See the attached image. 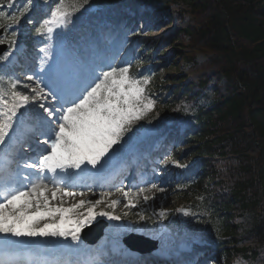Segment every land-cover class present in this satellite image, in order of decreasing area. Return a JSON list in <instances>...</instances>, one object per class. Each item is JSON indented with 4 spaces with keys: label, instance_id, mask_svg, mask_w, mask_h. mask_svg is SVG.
Returning <instances> with one entry per match:
<instances>
[{
    "label": "trees",
    "instance_id": "obj_1",
    "mask_svg": "<svg viewBox=\"0 0 264 264\" xmlns=\"http://www.w3.org/2000/svg\"><path fill=\"white\" fill-rule=\"evenodd\" d=\"M58 2L18 0L11 9L0 4V14H6L0 27L6 26L9 38L22 43L30 56L49 61L47 50L62 41L60 67L76 69L80 61L77 72L59 69L57 83H73L97 65L99 27L119 30L120 41L122 32H130L125 26L167 28L163 35L138 42L150 48L149 59L162 46H171V53L160 56L167 61L162 65L183 58L193 62L164 79L166 108L156 127L161 134L180 132V147H187L181 154L195 163L167 173L182 203L165 222L177 233L206 238L213 247L219 237H231L223 248L227 263L264 264V0H67L70 9L78 10L56 28L60 37L53 40L57 36L49 38L37 29ZM198 51L206 57L201 63L194 61ZM208 89L210 104L188 113L184 102H199ZM247 214L254 215V225L242 231L239 222Z\"/></svg>",
    "mask_w": 264,
    "mask_h": 264
},
{
    "label": "snow or ice",
    "instance_id": "obj_2",
    "mask_svg": "<svg viewBox=\"0 0 264 264\" xmlns=\"http://www.w3.org/2000/svg\"><path fill=\"white\" fill-rule=\"evenodd\" d=\"M77 10L78 7L70 9L67 0H59L51 18L46 20L37 31L40 34L53 33L56 27L65 26L68 17ZM5 15L0 14V19ZM20 15L23 13L21 12ZM9 19L13 23L18 22V17ZM96 79L98 82H94V86L86 88L75 100L65 101L68 106H61L58 111L46 107L44 103L39 104L49 117H55L59 123L50 130L47 154L40 158L38 164L30 167H39L56 173L58 169L64 170L68 167L79 169L85 163L96 166L113 145L121 140L127 131V126L155 106V101L146 93V86L150 81L147 78L141 80L131 75L130 67L111 68ZM19 83V81L10 83L8 92L0 90V106L3 108L0 112L2 117L0 142H3L12 127L13 117L22 107L35 102L37 97L44 100L50 95L53 101L58 99L52 93L45 94L39 87L33 89L34 95H25L17 91ZM45 191H47L45 186L33 184L27 191H15L5 197L3 202H0V233L29 237L71 236L73 240H78L81 230L91 224L97 215L116 220L121 218L112 216L109 212H96L95 206L101 204L102 199L95 201L86 214L75 212V209L84 205L83 200L71 207H51L48 197L43 195ZM64 194L74 195L67 191H64ZM56 195V191L52 192L53 198ZM124 195L128 196V193ZM149 198L144 197L145 200ZM117 203L118 201L113 200L111 205ZM129 203L131 204V200ZM183 211L187 214V210ZM160 215L164 216L165 213L161 211ZM141 219L144 217L141 216ZM41 221L50 222H45L41 226Z\"/></svg>",
    "mask_w": 264,
    "mask_h": 264
},
{
    "label": "rangeland",
    "instance_id": "obj_3",
    "mask_svg": "<svg viewBox=\"0 0 264 264\" xmlns=\"http://www.w3.org/2000/svg\"><path fill=\"white\" fill-rule=\"evenodd\" d=\"M173 28V26H170ZM166 29H162L160 31H153L145 33L144 35L148 37H157L161 34L166 33ZM169 48L168 50H170ZM163 51V52H162ZM161 53L168 52L167 49L164 51L162 50ZM205 55L198 51L195 54L194 61L197 63H201L205 61ZM158 63L163 62V60L157 61ZM148 63V62H147ZM147 63H144L148 65ZM193 62L191 60H187L185 58L181 59L177 66H169L168 69H162L160 71V74L157 78H152V84H154V80L157 82L155 85H153V88H149L147 84L146 86V93L148 96L151 97L152 100L155 101L154 108L147 112L145 115H143L140 119L133 121L130 125L127 126V131L124 133L121 140L113 145V147L109 150V152L106 154L104 158L100 161V166H105L107 163H110L112 160V153L115 150H118L122 147H124L126 144H133L134 141L137 139L135 135L143 126H148L149 124L157 121L156 118L161 117V113L166 108L165 104L162 103L159 99L160 97L157 95H160V84H162L163 80L166 76L170 74L179 73L183 70H185L187 67L192 65ZM130 68V74L131 70ZM143 80V79H141ZM151 81V79H148ZM10 98V97H8ZM213 100V95L210 91L205 92V96L201 98L199 102H188L186 101L184 104L186 106V109L189 112H195L199 106H205L207 104H210V102ZM49 107H52L54 110H59L61 107L57 105L56 102L48 103ZM66 107V106H64ZM59 121L55 122V125L58 126ZM29 125L25 124L23 121H18L15 117H13V123L12 127L8 130L9 136L6 137L7 140L10 139V134L15 137H22L26 134L27 130L30 129ZM151 129V128H150ZM137 136V135H136ZM45 145L49 146V140L44 142ZM176 154V151L174 152ZM173 163H176L177 167H185L187 165H191L193 163L192 159L190 157H181L180 159H176V162L173 160ZM75 169L73 167H68L63 170V175L66 177L64 178L62 184L57 185L59 188L54 189L55 184L57 182L51 180L50 178H46L45 176L41 175L39 176V183L37 185H42L47 188V191L44 192V196H47L49 199V206L56 207V206H62V207H71L74 204H78L80 201H85L84 205H82L80 208L75 209V212L77 213H87V210L89 207H92L97 200L102 199V203L95 206L96 212H109L112 216H122V220H127V223H131L128 218H132V216L136 217V226H142L138 227L141 230L144 229V226L147 227L151 225V229L154 232H157L159 230V226L164 225V221L166 219V215L170 213L171 211L175 210L181 205V200L177 196V190L175 188H172L170 186H166L165 184H160L157 178H154L151 180V183L144 185L143 187H137L133 186L131 188H123V189H113L111 191L103 192V191H87L86 193H83L85 190L78 189L73 183L74 181H69V177L73 175ZM40 170V169H39ZM40 172V171H39ZM41 174V173H39ZM155 185L156 187L153 188L152 186ZM143 189V191H141ZM59 190V191H58ZM56 191L57 195L55 198L52 196V192ZM64 191L72 192L74 195L68 196L64 194ZM124 193H128V196H125ZM82 194V195H81ZM148 196L149 199L145 200L144 197ZM42 199V197H41ZM113 200L118 201V203L114 206L111 205V202ZM131 200V204L129 201ZM89 202H92L91 204ZM35 209H32L34 211ZM132 210L131 213L128 211ZM163 211L165 213L164 216H161L160 213ZM141 216L144 217V219H141ZM105 218L106 216H100L97 215L95 220L92 222L100 219ZM108 221H110L108 219ZM45 222L50 221H41V226ZM91 222V223H92ZM111 222V221H110ZM254 223V217L251 215H246L244 218L241 219V222L239 224L241 230L246 231L252 227ZM119 220L116 221L115 224H112L111 229L117 231L120 227ZM132 224V223H131ZM119 226V227H118ZM156 227V228H155ZM154 228V229H153ZM120 230V229H119ZM5 236H10L11 234H3ZM25 236L19 237V239H24ZM16 240V239H15ZM35 242H41V244H36ZM30 248V249H29ZM22 251L27 252L28 250H32V253L30 254V257H36L40 256L41 254H47V255H66L69 253H77V255L82 256L85 255V253L89 250V246L79 237L78 240H73L72 237H60V236H36L33 237L27 244H24L21 246ZM216 258L214 259L216 262L214 264H224L222 262V254L221 252L216 253ZM50 257V256H49Z\"/></svg>",
    "mask_w": 264,
    "mask_h": 264
},
{
    "label": "water",
    "instance_id": "obj_4",
    "mask_svg": "<svg viewBox=\"0 0 264 264\" xmlns=\"http://www.w3.org/2000/svg\"><path fill=\"white\" fill-rule=\"evenodd\" d=\"M4 50V47H1V52Z\"/></svg>",
    "mask_w": 264,
    "mask_h": 264
}]
</instances>
